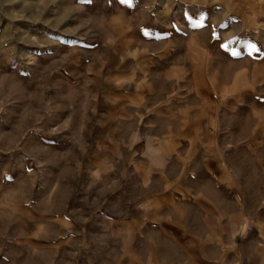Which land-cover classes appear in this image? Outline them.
<instances>
[{
  "label": "rangeland",
  "instance_id": "374dc122",
  "mask_svg": "<svg viewBox=\"0 0 264 264\" xmlns=\"http://www.w3.org/2000/svg\"><path fill=\"white\" fill-rule=\"evenodd\" d=\"M202 107L237 136L264 117V0H0V264H152L97 135L151 119L176 175Z\"/></svg>",
  "mask_w": 264,
  "mask_h": 264
},
{
  "label": "crops",
  "instance_id": "0c3cea01",
  "mask_svg": "<svg viewBox=\"0 0 264 264\" xmlns=\"http://www.w3.org/2000/svg\"><path fill=\"white\" fill-rule=\"evenodd\" d=\"M202 111L201 158L191 162L189 156L187 168L176 175L180 147L168 128H152L151 119L130 125L125 113L117 130L109 126L97 135L104 155H123L117 163L124 182L118 195L122 217L140 227L152 264H206L210 249L218 251L214 264H264V117L237 136L234 129L213 128ZM129 138L136 139L132 145ZM106 157L96 160L109 174ZM182 169L188 170L184 185ZM183 200L187 208L181 209Z\"/></svg>",
  "mask_w": 264,
  "mask_h": 264
}]
</instances>
